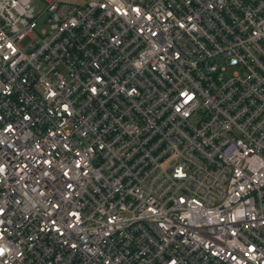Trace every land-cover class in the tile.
<instances>
[{
    "label": "built area",
    "instance_id": "2783aa9c",
    "mask_svg": "<svg viewBox=\"0 0 264 264\" xmlns=\"http://www.w3.org/2000/svg\"><path fill=\"white\" fill-rule=\"evenodd\" d=\"M0 264H264V0H0Z\"/></svg>",
    "mask_w": 264,
    "mask_h": 264
}]
</instances>
